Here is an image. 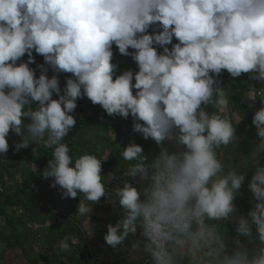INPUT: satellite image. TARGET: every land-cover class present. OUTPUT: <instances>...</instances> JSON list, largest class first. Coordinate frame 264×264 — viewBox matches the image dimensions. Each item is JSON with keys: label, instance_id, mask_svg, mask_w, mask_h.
Masks as SVG:
<instances>
[{"label": "clouds", "instance_id": "1", "mask_svg": "<svg viewBox=\"0 0 264 264\" xmlns=\"http://www.w3.org/2000/svg\"><path fill=\"white\" fill-rule=\"evenodd\" d=\"M113 44L138 71L115 75ZM33 51L44 60L38 76L30 67ZM224 70L264 83V0H0V156L9 150L10 132L20 137L13 151L52 148L47 167L38 172L34 165L33 172L52 178L62 198L82 194L76 213L88 218L101 197L118 200L123 217L108 224L104 239L116 248L139 228L133 259L147 254L151 264H264V164L257 159L264 153V106L252 120L259 137L248 185L254 206L243 215L235 198L250 165L226 170L219 151L237 143L240 122L223 114L230 97L219 79ZM60 73L72 74L63 90ZM85 96L109 116L131 115L133 131L144 139L184 147H161L146 163L142 146L129 142L120 153L129 162L123 176L140 183L125 179L110 199L101 174L107 157H74L63 142L76 125L77 100ZM226 221L237 233L232 246L222 231ZM70 239L59 248L69 251Z\"/></svg>", "mask_w": 264, "mask_h": 264}, {"label": "trees", "instance_id": "2", "mask_svg": "<svg viewBox=\"0 0 264 264\" xmlns=\"http://www.w3.org/2000/svg\"><path fill=\"white\" fill-rule=\"evenodd\" d=\"M160 31L162 29H155ZM154 28L148 30L152 34ZM178 42L173 38L172 43ZM158 52L163 49L156 46ZM171 48V44L168 45ZM129 51H134L129 49ZM35 62L30 67L36 69V75L40 74L38 64H43V57L33 51ZM27 61V54L21 58ZM20 61H18L19 63ZM112 62L118 65L115 75L124 70L138 71V66L131 56L119 53L118 48L113 44ZM47 67V66H46ZM48 75H53L48 69ZM71 73H60V87L63 90L66 79ZM114 75V79H115ZM250 74L242 73L239 77H231L224 70L219 77L221 85L230 93L229 104L223 109V114L235 122L238 141L236 144L222 146L219 151L223 153V163L227 170L230 166L239 168L248 167L245 180L235 198L238 211L247 215V212L254 206L252 193L248 187L251 177L255 173V167L251 163V154L255 150L259 137L256 127L252 123L255 111L262 104L264 97V83L252 80ZM134 82V81H133ZM254 88V89H253ZM254 91V104L251 103L250 92ZM135 89L133 93L135 94ZM58 97L54 94L53 99ZM209 113L213 112L212 106L207 107ZM76 118V125L68 136L64 138L70 148V154L78 157L85 152L96 155L98 158L107 157L102 161V176L106 185V194L114 198V190L117 186H123L119 182L120 175L129 166L120 153L131 141L142 146L147 157L146 163H150L157 157L161 147H166L169 152L180 150L178 147L166 146L169 140L157 145L149 138L144 139L141 133L133 131V118L127 119L116 115L109 116L99 105H93L85 96L77 100V108L72 113ZM141 123H143L141 121ZM9 150L0 156V264H6V255L13 250H20L21 256L26 264H151L147 254L133 259L130 251L132 240L140 236L138 228L135 236L129 234L123 244L116 248L108 245L104 239L109 223L115 224L123 217V210L118 200L113 203L106 197H101L98 203L92 205V212L89 216H82L76 213L80 194L76 198H62V190L52 187V178H43L42 175L33 172L34 165L39 171L47 167L48 161L52 158V148H45L43 145L33 152L34 145L22 148L20 151H13L15 142L20 137L13 132L7 137ZM183 146V145H181ZM261 164H264V153L257 157ZM243 171V169H241ZM19 175V179L17 176ZM131 183H137V177H127ZM86 203H90L87 202ZM222 231L225 233L227 242L232 246L237 233L231 221H226ZM70 236L68 241L69 251L59 248L60 241ZM241 240H249L247 237H240ZM255 241L250 242V247Z\"/></svg>", "mask_w": 264, "mask_h": 264}, {"label": "rangeland", "instance_id": "3", "mask_svg": "<svg viewBox=\"0 0 264 264\" xmlns=\"http://www.w3.org/2000/svg\"><path fill=\"white\" fill-rule=\"evenodd\" d=\"M250 97H251V103L254 104V91L253 90L250 92ZM168 145L169 146L174 145L178 147L180 150L184 147L181 145L179 146L176 145L173 141H169L166 146ZM17 178L19 179V175L17 176ZM126 178L127 177H124L122 173L118 181L120 183L124 182ZM139 183H140L139 177H137V183H134V185H139ZM1 223H2V219L0 218V224ZM5 260H6V264H26V260L21 256L20 250H13V251L8 252Z\"/></svg>", "mask_w": 264, "mask_h": 264}]
</instances>
